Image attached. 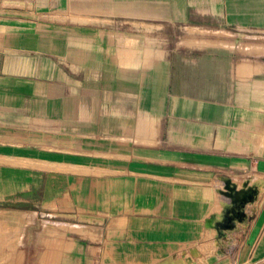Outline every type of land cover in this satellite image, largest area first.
<instances>
[{
	"label": "crops",
	"instance_id": "0c3cea01",
	"mask_svg": "<svg viewBox=\"0 0 264 264\" xmlns=\"http://www.w3.org/2000/svg\"><path fill=\"white\" fill-rule=\"evenodd\" d=\"M0 206L21 264H264V0H0Z\"/></svg>",
	"mask_w": 264,
	"mask_h": 264
},
{
	"label": "rangeland",
	"instance_id": "374dc122",
	"mask_svg": "<svg viewBox=\"0 0 264 264\" xmlns=\"http://www.w3.org/2000/svg\"><path fill=\"white\" fill-rule=\"evenodd\" d=\"M10 1L13 5H27L29 9L34 8V0ZM9 221L4 215L3 207L0 206V264H21V254L18 251L20 231L12 229Z\"/></svg>",
	"mask_w": 264,
	"mask_h": 264
},
{
	"label": "bare ground",
	"instance_id": "6f19581e",
	"mask_svg": "<svg viewBox=\"0 0 264 264\" xmlns=\"http://www.w3.org/2000/svg\"><path fill=\"white\" fill-rule=\"evenodd\" d=\"M148 61V60H147ZM146 61V62H147ZM152 61V60H151ZM145 62V61H144ZM150 62V61H149ZM151 63V62H150ZM144 64V63H143ZM144 66V65H143ZM148 66V65H147ZM141 79V78H140ZM256 187V186H255ZM222 188V187H221ZM244 190V189H243ZM225 193H228V185H227V188L225 189ZM242 193V192H241ZM236 194V193H235ZM250 197V196H249ZM5 253V252H4Z\"/></svg>",
	"mask_w": 264,
	"mask_h": 264
}]
</instances>
